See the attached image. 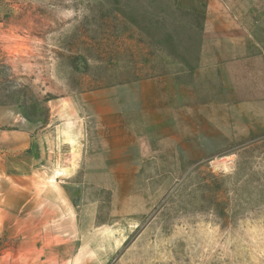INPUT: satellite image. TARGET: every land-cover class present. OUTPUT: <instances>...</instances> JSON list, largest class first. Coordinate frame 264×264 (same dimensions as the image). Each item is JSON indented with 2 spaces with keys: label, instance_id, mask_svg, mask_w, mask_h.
I'll list each match as a JSON object with an SVG mask.
<instances>
[{
  "label": "rangeland",
  "instance_id": "rangeland-1",
  "mask_svg": "<svg viewBox=\"0 0 264 264\" xmlns=\"http://www.w3.org/2000/svg\"><path fill=\"white\" fill-rule=\"evenodd\" d=\"M245 30L264 47V0H0V107L37 133L54 100L195 75ZM189 144L97 189L46 175L35 211L0 206V264H264V132Z\"/></svg>",
  "mask_w": 264,
  "mask_h": 264
},
{
  "label": "crops",
  "instance_id": "crops-1",
  "mask_svg": "<svg viewBox=\"0 0 264 264\" xmlns=\"http://www.w3.org/2000/svg\"><path fill=\"white\" fill-rule=\"evenodd\" d=\"M215 44L201 68L220 76H201L199 68L192 76L166 74L54 100L51 123L37 133L23 116L0 107L3 211L21 212L29 202L35 211L41 197H53L41 192L52 172L55 183L79 189L89 182L97 189L121 180L109 177L114 166L161 163L168 147H199L201 138L230 142L233 131L262 134L264 47L247 30L217 35Z\"/></svg>",
  "mask_w": 264,
  "mask_h": 264
},
{
  "label": "bare ground",
  "instance_id": "bare-ground-1",
  "mask_svg": "<svg viewBox=\"0 0 264 264\" xmlns=\"http://www.w3.org/2000/svg\"><path fill=\"white\" fill-rule=\"evenodd\" d=\"M217 164V163H216ZM222 165V166H224V163H218V165ZM221 167V166H220ZM62 170V169H61ZM58 172H63V171H58Z\"/></svg>",
  "mask_w": 264,
  "mask_h": 264
}]
</instances>
